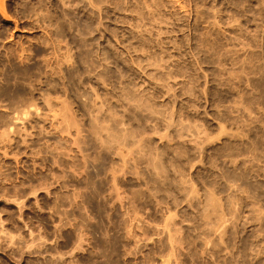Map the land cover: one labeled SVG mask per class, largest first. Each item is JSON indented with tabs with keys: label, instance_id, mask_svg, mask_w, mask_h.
Instances as JSON below:
<instances>
[{
	"label": "clouds",
	"instance_id": "1",
	"mask_svg": "<svg viewBox=\"0 0 264 264\" xmlns=\"http://www.w3.org/2000/svg\"><path fill=\"white\" fill-rule=\"evenodd\" d=\"M6 3L0 261L264 264V0Z\"/></svg>",
	"mask_w": 264,
	"mask_h": 264
},
{
	"label": "rangeland",
	"instance_id": "2",
	"mask_svg": "<svg viewBox=\"0 0 264 264\" xmlns=\"http://www.w3.org/2000/svg\"><path fill=\"white\" fill-rule=\"evenodd\" d=\"M0 3L3 4V10H4L5 14L8 15V16H11V13H10V10H9L8 5L6 3V0H0ZM4 23L5 24H10L11 22L10 21H4ZM0 264H3V262L0 261Z\"/></svg>",
	"mask_w": 264,
	"mask_h": 264
}]
</instances>
